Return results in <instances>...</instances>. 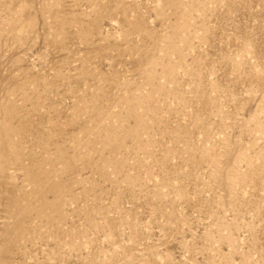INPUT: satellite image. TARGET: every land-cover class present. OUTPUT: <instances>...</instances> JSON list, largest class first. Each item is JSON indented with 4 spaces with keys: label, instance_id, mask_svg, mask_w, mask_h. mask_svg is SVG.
<instances>
[{
    "label": "rangeland",
    "instance_id": "1",
    "mask_svg": "<svg viewBox=\"0 0 264 264\" xmlns=\"http://www.w3.org/2000/svg\"><path fill=\"white\" fill-rule=\"evenodd\" d=\"M0 264H264V0H0Z\"/></svg>",
    "mask_w": 264,
    "mask_h": 264
}]
</instances>
